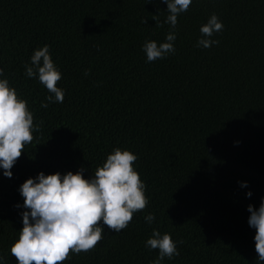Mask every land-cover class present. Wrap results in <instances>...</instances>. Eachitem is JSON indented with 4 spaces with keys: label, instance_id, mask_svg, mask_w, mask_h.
<instances>
[{
    "label": "trees",
    "instance_id": "1",
    "mask_svg": "<svg viewBox=\"0 0 264 264\" xmlns=\"http://www.w3.org/2000/svg\"><path fill=\"white\" fill-rule=\"evenodd\" d=\"M213 13L224 25L211 37L219 44L197 47ZM168 14L161 0H0V79L40 126L12 177L0 168V256L8 264H17L10 246L27 211L20 185L81 167L90 179L117 147L137 155L149 203L120 232L101 222L97 246L64 264H151L159 255L145 246L153 229L178 242L180 254L162 264H264L247 211L264 198V0H192L175 29ZM171 31L175 53L146 62L145 41L159 45ZM45 44L65 93L47 108L41 102L52 94L25 75Z\"/></svg>",
    "mask_w": 264,
    "mask_h": 264
},
{
    "label": "clouds",
    "instance_id": "2",
    "mask_svg": "<svg viewBox=\"0 0 264 264\" xmlns=\"http://www.w3.org/2000/svg\"><path fill=\"white\" fill-rule=\"evenodd\" d=\"M161 2L167 5L169 14L165 23L172 29L176 28L178 16L192 4V0ZM153 20L157 27L163 26L156 16ZM223 30L224 25L218 15L211 14L207 23L200 27L202 36L196 46L210 48L218 45L219 41L211 37ZM175 40V31L169 32L165 42L159 45L156 41L146 40L142 46L146 62L164 59L175 53ZM89 72L90 69L85 70L84 75L88 76ZM3 74L0 68V76ZM25 75L28 78L38 77L52 94L45 97L47 103L42 101L41 107L64 102V90L57 87L62 78L61 72L53 62L49 45L34 50L30 64H25ZM39 130L40 126L34 125L28 102L20 98L8 79H0V168L4 177H12L11 169L25 146L33 141V132ZM137 159L131 151L117 147L107 155L102 166L96 168L90 179L82 175L83 167L75 174L69 171L61 176L59 172L49 175L40 172L35 179H26L20 185L19 193L27 211L22 213L23 227L18 239L10 246V253L17 264H64L72 254L90 252L97 246L105 231L101 222L112 232L127 228L134 214L143 211L149 203L145 194L146 185L134 168ZM240 186L246 187V182H240ZM251 195L250 191L246 193L248 197ZM247 211L250 213L248 225L256 230L254 240L258 261H264V198H261L258 209L248 205ZM144 219L151 224L155 216L149 213ZM177 243L170 234L161 235L153 229L145 246L158 249L159 255L151 264H162L165 257L171 260L178 256ZM0 264H8L4 256H0Z\"/></svg>",
    "mask_w": 264,
    "mask_h": 264
}]
</instances>
